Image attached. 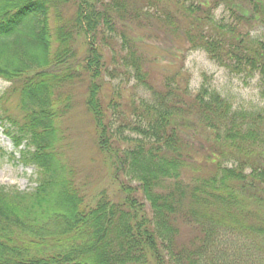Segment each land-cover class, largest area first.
Returning <instances> with one entry per match:
<instances>
[{
  "label": "trees",
  "instance_id": "1",
  "mask_svg": "<svg viewBox=\"0 0 264 264\" xmlns=\"http://www.w3.org/2000/svg\"><path fill=\"white\" fill-rule=\"evenodd\" d=\"M237 2L0 0V78L10 83L0 125L36 169L30 190L0 184V264H264V109H234L204 85L192 94L186 73L159 75L138 44L140 30L161 32L176 51L258 76L264 95V38L252 34L264 0L247 12ZM220 7L228 19L216 18ZM120 67L148 98L103 91ZM81 98L98 151L124 178L116 199L88 196L64 153Z\"/></svg>",
  "mask_w": 264,
  "mask_h": 264
},
{
  "label": "rangeland",
  "instance_id": "2",
  "mask_svg": "<svg viewBox=\"0 0 264 264\" xmlns=\"http://www.w3.org/2000/svg\"><path fill=\"white\" fill-rule=\"evenodd\" d=\"M236 7L247 12L249 10L248 0H238ZM72 9V7L69 8V14L72 13ZM215 16L217 19L223 20L229 18L224 7L218 8L215 11ZM105 33L108 37L114 39L111 42L112 45L116 42L120 43L117 32L105 29ZM139 33L141 36L138 41L140 49L147 56L155 59L152 66L159 75L164 76L180 70L182 73H186L189 91L192 94L196 93L204 85L209 89H215L220 92L229 100L234 109L248 111L264 109V95L262 94L258 76L249 77L245 74L230 73L224 67L209 59L207 54L200 49L176 51V46H173L161 32L156 31L155 34L151 33L150 30L142 29ZM252 34L264 38V24L256 28ZM105 51L106 61L109 65L108 69H115L119 65L111 62L109 58L110 52ZM120 68L121 70L117 72L116 76L107 75L105 77L106 85H103V91L108 95L113 92L119 93L120 98L124 100L127 98L139 101L148 98V92L137 85L131 75V71L126 75L122 72L124 69ZM9 86L10 83L8 81L0 78V96L6 92L5 90ZM81 101L82 98L78 100V104L72 108L65 120L64 125L68 131L69 140L64 144V153L67 160L75 167L79 179L78 183L88 196L93 197L95 194L104 191L111 198L116 199L118 198V185L121 183L119 179L122 181L124 178L121 174H116L117 177L114 178V170L105 162V159L98 151L90 115ZM4 105L9 113L17 115L18 110L14 97L8 98ZM113 120V129H117L122 122L121 120L118 121L116 117ZM118 130L122 131V137L134 136L130 128L126 126L120 127ZM124 146L128 147V144L125 143ZM13 152L15 158L11 157L10 153ZM19 157L20 155L15 149L12 139L5 134L4 128L0 125V184L15 185L21 190H30L35 186L33 179L36 177V169L34 166H24L18 161ZM125 179L128 183L136 184V182L129 180L130 177Z\"/></svg>",
  "mask_w": 264,
  "mask_h": 264
}]
</instances>
